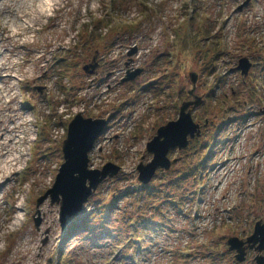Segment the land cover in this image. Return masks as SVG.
Segmentation results:
<instances>
[{
  "label": "rangeland",
  "instance_id": "1",
  "mask_svg": "<svg viewBox=\"0 0 264 264\" xmlns=\"http://www.w3.org/2000/svg\"><path fill=\"white\" fill-rule=\"evenodd\" d=\"M21 1L3 0L0 10V45L12 48L10 56L3 55L6 61L0 59L5 64L0 74L19 78L1 81L0 92L11 83L17 110L0 114V133L7 140L9 130L17 134L22 128V106L35 120V134H31L35 139L23 145L24 160L20 158L6 175L0 173V264H126L123 251L134 246L130 239L135 236L128 222L135 215L150 217L139 225L149 244L146 264H169L165 253L156 254L157 248L150 245L157 241L163 248L172 246L177 232L183 244L193 246L190 258L194 259L185 264H213L207 248L217 264H230L232 253L224 255L227 239L245 235L253 220L264 218V117L257 112L234 119L264 109V2L252 0L236 10L243 0H67L52 23L44 20L36 26L38 30L26 34L31 42L23 48L22 38L5 40L10 33L8 17L15 15ZM5 4H16L15 9ZM201 27L216 42L210 41V51L222 54L210 72L203 71L209 55L207 60L200 59L195 47L202 42L196 37ZM133 48L136 52L130 55ZM243 56L255 65L244 83L238 72L228 71ZM83 65L94 68L86 74ZM138 68L142 71L134 80L121 82L126 70ZM30 69L34 78L27 74ZM194 71L200 75L195 89L189 80V72ZM159 80L162 90L154 100L147 85L153 87ZM179 90L184 94L178 95ZM188 90L211 97L212 104L202 106L208 108L210 128L201 137L226 136L217 141L210 159L215 166L225 162L223 172H214L209 158L200 163L207 146H197L187 159L178 153L180 158L168 171L171 177H161V185L159 171L151 178V185L161 187L149 200L136 193L141 186L136 167L151 160L146 142L160 125L176 119L179 102L192 98L185 94ZM78 112L85 117H109L108 127L90 151L89 167L101 169L112 162L120 170L116 177L103 180L83 212L66 218L61 228L59 205L50 203L49 197L37 201L52 187L62 163L60 144L66 124ZM220 118L225 119L217 124ZM194 119L200 123L196 115ZM17 146L6 142L0 146V155L14 156L12 148L18 155ZM175 177L179 187L169 182ZM165 193L174 194L177 202ZM18 203H23L20 210ZM17 213L20 220L12 226ZM80 219L87 220V226L76 230L73 227H78ZM118 246L122 250L112 259Z\"/></svg>",
  "mask_w": 264,
  "mask_h": 264
},
{
  "label": "water",
  "instance_id": "2",
  "mask_svg": "<svg viewBox=\"0 0 264 264\" xmlns=\"http://www.w3.org/2000/svg\"><path fill=\"white\" fill-rule=\"evenodd\" d=\"M242 69L245 71V66H242ZM137 73L138 71L129 75L128 79H132ZM191 80L194 83L192 74ZM187 106V103H183L178 119L160 127L157 136L147 144V150L153 153V159L145 166L138 165V179L141 182H148L157 167L168 168V149L175 145L185 146L186 136H192L196 126L192 123L190 111L185 112ZM104 124V120L83 118L81 114H77L68 124L67 136L62 144L63 163L52 187L37 201L40 203L49 196L50 203L59 204L61 225L66 216L75 215L81 210L83 203L94 192L99 182L118 171L111 163L104 165L101 170L87 168L88 152Z\"/></svg>",
  "mask_w": 264,
  "mask_h": 264
},
{
  "label": "bare ground",
  "instance_id": "3",
  "mask_svg": "<svg viewBox=\"0 0 264 264\" xmlns=\"http://www.w3.org/2000/svg\"><path fill=\"white\" fill-rule=\"evenodd\" d=\"M67 0H22L21 1V7H17L15 9V7L13 9H15V13L18 11V9H21L20 12L24 13V16H17L16 20L17 22L12 23L11 21H9V25L11 24V27L8 25L9 31L10 33L7 34L6 37V41L7 40H14L17 38H22V43L20 42L19 44L23 46V48H25V43H29L31 42V40H27L26 34L29 33H33L36 30H38V28H36V26L40 25L42 23V21L46 20L49 22H53L54 18L56 17V14L60 11L62 5L66 2ZM17 2V1H16ZM41 3H47L48 7L41 10L39 8L36 7H30V6H34L35 5H40ZM2 5H3V0H0V10L2 9ZM16 5V4H15ZM14 5V6H15ZM26 9H28V11H25ZM12 28H16V31L13 33L12 32ZM0 59L4 61L7 60L5 53H9L11 52L12 48L11 47H7L6 44L0 45ZM12 46V45H9ZM20 48V46H18ZM8 56H10V54H8ZM43 57V56H40ZM16 62V61H15ZM13 65H17V62ZM5 67V64L0 63V70H2V67ZM27 74L34 78V74H33V70H29L27 71ZM7 78H12L16 81H19V78H16L13 75H6L5 77H3V75L0 74V84L2 83V80H6ZM0 88L1 85H0ZM16 97V94L14 92H12V85L9 82V86L8 89L4 92H0V114L4 113V112H11L10 110H14V107L9 108V104H13L12 102L14 101ZM8 119H10V117H8ZM9 138L7 140H4L3 137H1L2 135L4 136V134L0 133V146L5 144L6 142L9 143H15L18 145H23L25 143L22 142V140H25L24 137H22L21 135H24L26 133H28V131L26 129H23L21 131L18 132V134H14V131L9 130ZM31 133V132H30ZM31 139V137H30ZM13 151V155H9L8 152H6L5 156H2L0 159V173H4V175H6L7 173H9L12 170V167L15 166L16 164H18V162H20V158L14 153V148L11 149ZM22 160H24V156L21 157ZM251 161V160H250ZM223 165H219L218 171H222L221 169ZM228 175H229V170L227 171ZM7 180V178H5ZM2 186V184L0 183V187ZM23 203H18L16 208H18V210L23 208ZM20 220V215L17 213L14 215L13 221L11 222V225H17V222Z\"/></svg>",
  "mask_w": 264,
  "mask_h": 264
},
{
  "label": "clouds",
  "instance_id": "4",
  "mask_svg": "<svg viewBox=\"0 0 264 264\" xmlns=\"http://www.w3.org/2000/svg\"><path fill=\"white\" fill-rule=\"evenodd\" d=\"M4 7H10V8H14L15 6L14 5H7L5 4ZM30 7H36V8H39L41 10L45 9L48 7V4L47 3H41L40 5H34V6H30ZM25 11H28V9H26ZM17 16H24V13L23 12H19L17 11L15 13V15L11 16V17H8V19L12 22V23H15L16 21V17ZM11 27V24L9 25ZM16 31V28H12V32L14 33Z\"/></svg>",
  "mask_w": 264,
  "mask_h": 264
},
{
  "label": "trees",
  "instance_id": "5",
  "mask_svg": "<svg viewBox=\"0 0 264 264\" xmlns=\"http://www.w3.org/2000/svg\"><path fill=\"white\" fill-rule=\"evenodd\" d=\"M198 36H199V34H198ZM200 36L202 37V33H200ZM200 36H199V38H200ZM208 37V33L206 34L205 33V35H204V38H207ZM205 42V41H204ZM206 43V42H205ZM81 225V224H80ZM80 227V226H79Z\"/></svg>",
  "mask_w": 264,
  "mask_h": 264
},
{
  "label": "flooded vegetation",
  "instance_id": "6",
  "mask_svg": "<svg viewBox=\"0 0 264 264\" xmlns=\"http://www.w3.org/2000/svg\"><path fill=\"white\" fill-rule=\"evenodd\" d=\"M248 252H249V251H247V254H248ZM250 253H251V252H250ZM246 263H247V264H251L252 262L250 261V259L247 258Z\"/></svg>",
  "mask_w": 264,
  "mask_h": 264
}]
</instances>
